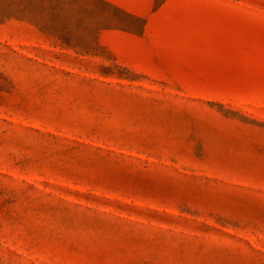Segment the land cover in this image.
<instances>
[{"label":"rangeland","instance_id":"1","mask_svg":"<svg viewBox=\"0 0 264 264\" xmlns=\"http://www.w3.org/2000/svg\"><path fill=\"white\" fill-rule=\"evenodd\" d=\"M0 264H264V0H0Z\"/></svg>","mask_w":264,"mask_h":264}]
</instances>
